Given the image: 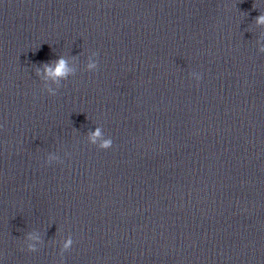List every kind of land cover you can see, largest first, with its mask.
Segmentation results:
<instances>
[{"label": "clouds", "instance_id": "clouds-1", "mask_svg": "<svg viewBox=\"0 0 264 264\" xmlns=\"http://www.w3.org/2000/svg\"><path fill=\"white\" fill-rule=\"evenodd\" d=\"M259 23H264V15H261L257 18ZM89 67H95L94 64H90ZM55 76H65L67 74V66H66V62L63 58L59 59L56 65V68L54 70V73H52ZM96 135H99V131H97ZM112 144V141H105V143L102 145V147L104 148H108L110 147ZM70 241L65 245V247L67 248L68 246H70Z\"/></svg>", "mask_w": 264, "mask_h": 264}]
</instances>
